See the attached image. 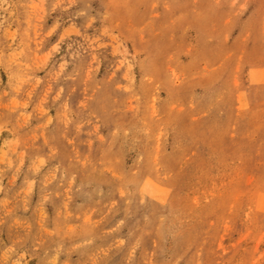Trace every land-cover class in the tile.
<instances>
[{"label":"rangeland","instance_id":"obj_1","mask_svg":"<svg viewBox=\"0 0 264 264\" xmlns=\"http://www.w3.org/2000/svg\"><path fill=\"white\" fill-rule=\"evenodd\" d=\"M0 264H264V0H0Z\"/></svg>","mask_w":264,"mask_h":264}]
</instances>
